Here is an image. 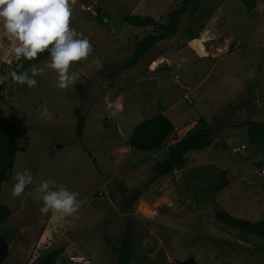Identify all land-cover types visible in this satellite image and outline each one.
<instances>
[{"label": "rangeland", "instance_id": "obj_1", "mask_svg": "<svg viewBox=\"0 0 264 264\" xmlns=\"http://www.w3.org/2000/svg\"><path fill=\"white\" fill-rule=\"evenodd\" d=\"M179 1L76 0L70 27L90 40L93 52L71 66L79 78L65 90L47 68L35 77V88L15 83L10 74L17 42L7 40L0 25L5 45L0 48L5 97L0 109L25 142L1 184L0 203L12 211L0 223V264H37L41 253L65 248L68 239L76 240L72 248L80 252L62 250L59 264H115L111 246L119 244L127 221L132 264H264L263 238L213 216L222 207L236 216L264 218V144L247 141L246 125L247 120L264 122V0H256L251 11L242 0H198L180 15L174 35L156 41L126 66L136 41L153 29L123 16L151 13L165 23ZM87 6L97 7L98 16ZM215 13L222 18L211 16ZM215 40L223 45L214 44V51ZM49 60L50 54L35 65L44 67ZM115 105L122 111L109 119ZM75 107L86 116L80 136ZM158 112L175 125L163 149L130 148L133 127ZM199 117L214 129L210 143L188 151L182 166L151 182L152 165L167 141ZM240 143L245 148L233 152ZM24 169L33 181L14 198L13 177ZM46 179L79 193L76 214H41L38 188ZM211 183L224 185L214 190L208 188Z\"/></svg>", "mask_w": 264, "mask_h": 264}, {"label": "trees", "instance_id": "obj_2", "mask_svg": "<svg viewBox=\"0 0 264 264\" xmlns=\"http://www.w3.org/2000/svg\"><path fill=\"white\" fill-rule=\"evenodd\" d=\"M197 1L180 0L175 8L169 10L165 23L159 22L151 14L126 13L123 16L124 21L138 26L151 25L153 30L147 32L136 41L132 52L126 58L125 65L131 66L135 64L157 40L174 35L180 15L193 7ZM242 2L245 4L247 10H251L256 5V0H242ZM47 55H49L48 52L41 53L37 59L32 61L23 58L16 59L12 61L11 66L14 71L20 73ZM81 87L82 85H79L80 89ZM3 88L4 85L0 82V100L5 101V97L2 94ZM74 115L76 117L75 131L80 136L84 128L86 116L78 107H75ZM246 125L247 141L249 143L264 144V122L247 120ZM174 132L175 125L173 121L166 114L158 112L141 120L133 127L128 138V143L133 148L139 150H161L163 149V141ZM213 133L214 129L211 124L204 117H199L194 125L189 127L180 138L169 144L164 149V154L154 161L152 165L153 174L150 181L152 182L159 176L172 173L177 167L182 166L185 163L186 153L192 149L204 148L210 143ZM24 143L22 144L21 132L0 109V189L2 182L7 179L9 170L14 164L16 152L25 148ZM223 185L211 183L208 188L218 190ZM205 189L207 188H203V190ZM11 211V208L6 204L0 203V223L10 215ZM213 216L217 222L264 239V218L250 219L236 216L222 207H218L214 211ZM111 248L117 252L115 264H132L134 247L132 227L129 221L125 223L119 244L111 246ZM62 250V247H52L44 251L38 258L37 264H59L57 258L60 256Z\"/></svg>", "mask_w": 264, "mask_h": 264}, {"label": "clouds", "instance_id": "obj_3", "mask_svg": "<svg viewBox=\"0 0 264 264\" xmlns=\"http://www.w3.org/2000/svg\"><path fill=\"white\" fill-rule=\"evenodd\" d=\"M76 0H0V25L9 41L15 40L13 52L17 59L29 61L38 58L44 52L50 54V60L44 67L33 64L28 71L11 72L12 80L29 88L37 87L35 77L43 75L45 68L57 74L56 86L65 90L78 80V74L70 68L75 62L86 60L93 52V45L83 33L70 27L73 5ZM0 42V48H4ZM122 111L115 105L108 112V118L114 119ZM12 188L14 198L21 197L25 188L33 181L30 170L17 171ZM38 191L42 194L41 214L50 211L61 217L72 216L81 208L79 193L70 191L54 180H42Z\"/></svg>", "mask_w": 264, "mask_h": 264}, {"label": "crops", "instance_id": "obj_4", "mask_svg": "<svg viewBox=\"0 0 264 264\" xmlns=\"http://www.w3.org/2000/svg\"><path fill=\"white\" fill-rule=\"evenodd\" d=\"M217 9H221L222 10V5L221 6H219V8H217ZM253 9V8H252ZM251 9V10H252ZM221 10H220V12H221ZM251 10H248V11H251ZM219 12V13H220ZM219 13H215V15H211V16H213V17H218V15H219ZM149 14H151V13H149ZM152 15V14H151ZM153 16V15H152ZM227 16H229L228 15V13H227ZM227 16H225V18L227 17ZM220 18H222L221 16H219ZM218 17V18H219ZM224 18V19H225ZM257 18H259L260 19V17H257ZM242 23V22H241ZM126 27H132V26H129V25H126ZM228 28H230V25L229 26H227ZM133 28V27H132ZM258 28V27H257ZM262 28V27H261ZM257 33H258V31H257ZM158 41V40H157ZM214 44H217V47H222V45H223V43H222V40H215L214 42H213V44L210 46V48H212L214 51H215V49H216V46L214 45ZM154 45V44H153ZM152 45V46H153ZM151 46V47H152ZM150 47V48H151ZM224 47V46H223ZM149 48V49H150ZM132 131V130H131ZM130 131V132H131ZM186 132V130L185 131H183L181 134H175L174 136H172V137H170V139L167 141V146L169 145V144H171L172 142H174L175 140H177L178 138H180L184 133ZM130 148H132V149H134L132 146H130ZM163 148V147H162ZM136 149V148H135ZM166 149V148H165ZM202 149V148H201ZM162 150V149H161ZM190 152V151H189ZM262 173H264V166H263V168H262ZM74 243H76V240L74 241ZM73 240L72 239H68V242H66V244H65V248L63 247V250H64V252H73V251H78V249L76 250V249H74V248H72V246H73ZM78 252H80V251H78ZM58 261V260H57Z\"/></svg>", "mask_w": 264, "mask_h": 264}, {"label": "built area", "instance_id": "obj_5", "mask_svg": "<svg viewBox=\"0 0 264 264\" xmlns=\"http://www.w3.org/2000/svg\"><path fill=\"white\" fill-rule=\"evenodd\" d=\"M87 9H88L89 13H90L92 16H94V17H97V16H98V14H99V10H98L97 7H94V6H87ZM185 97L187 98V100H188L189 102L192 101V99H191L188 95H186ZM243 148H245V144H244V143H240V144H235V145H233V146L231 147V150H232L233 152H237V151L242 150ZM73 258H75L74 260L83 261L84 263H88V262H89V260L83 258V256H74Z\"/></svg>", "mask_w": 264, "mask_h": 264}, {"label": "bare ground", "instance_id": "obj_6", "mask_svg": "<svg viewBox=\"0 0 264 264\" xmlns=\"http://www.w3.org/2000/svg\"><path fill=\"white\" fill-rule=\"evenodd\" d=\"M156 62H157V61H156ZM156 62H155V63H156Z\"/></svg>", "mask_w": 264, "mask_h": 264}]
</instances>
